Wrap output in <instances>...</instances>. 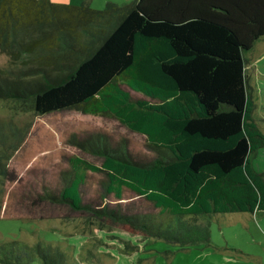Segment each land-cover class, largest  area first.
<instances>
[{"label":"trees","instance_id":"1","mask_svg":"<svg viewBox=\"0 0 264 264\" xmlns=\"http://www.w3.org/2000/svg\"><path fill=\"white\" fill-rule=\"evenodd\" d=\"M262 37L264 0H136L104 10L0 0V48L21 61L0 68V101L36 115L113 118L145 136L153 152L138 155L105 132L73 134L69 144L101 165L71 158L61 188L46 187L37 198L182 249L211 245L210 225L197 217L264 212V173L253 163L264 134L253 117L245 58ZM3 128L0 185L16 144L5 143ZM87 172L105 176L104 194L91 201L83 194ZM126 191L147 211L108 202ZM3 196L0 190V210ZM35 258L71 261L52 244L0 246L1 264Z\"/></svg>","mask_w":264,"mask_h":264},{"label":"rangeland","instance_id":"2","mask_svg":"<svg viewBox=\"0 0 264 264\" xmlns=\"http://www.w3.org/2000/svg\"><path fill=\"white\" fill-rule=\"evenodd\" d=\"M52 1L72 6L89 4L93 9L104 10L109 3L125 6L136 0ZM245 58L249 92L255 103L253 117L264 134V37L255 43L252 50L245 52ZM20 65V60L15 62L0 48L1 69ZM0 125L1 129L4 127L2 138L5 143H16L9 150V177L3 179L4 185H0V190H4L0 210V246L8 241H18L22 247L52 244L68 254L69 264H152L150 260L144 261L156 258L150 256H157V264H170L168 261L173 257L175 264H181L186 252L199 248L206 249L204 253L213 251L225 264H264L263 211L197 217V223L210 225L211 245L182 249L166 241L147 239L119 227L103 225L69 206L39 200L37 195L46 187L61 188L63 172L71 170V158L81 157L101 165V159L69 144L73 134L105 132L115 141L126 140L131 151L138 155L150 156L153 153L145 136L130 131L116 119L78 111L36 115L22 111L12 102L0 101ZM253 163L258 172L264 173V148L254 155ZM87 180L83 189L87 201L104 194L103 174L87 172ZM107 200L112 205H131L135 211H147L149 208L130 191H126L122 201L113 195ZM32 264L42 262L35 258Z\"/></svg>","mask_w":264,"mask_h":264},{"label":"crops","instance_id":"3","mask_svg":"<svg viewBox=\"0 0 264 264\" xmlns=\"http://www.w3.org/2000/svg\"><path fill=\"white\" fill-rule=\"evenodd\" d=\"M201 249V248H199ZM199 249H192L189 253H185L184 255V260L183 262H181V264L185 263V264H203V262H205V264H225V262L223 261L222 258L216 257L212 252H208V253H204V248H202L203 250H199ZM177 252H179V250H177ZM171 253V252H170ZM150 257H156L155 259H144L145 262H148V260H150V262L152 264H157V256H150ZM139 262L141 261V259H138ZM137 260V261H138ZM226 261V260H225ZM170 264H175V257H173L171 260L168 261ZM148 264V263H147ZM150 264V263H149Z\"/></svg>","mask_w":264,"mask_h":264}]
</instances>
